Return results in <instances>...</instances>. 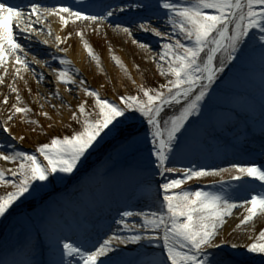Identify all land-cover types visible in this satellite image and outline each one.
Segmentation results:
<instances>
[{"label": "snow or ice", "instance_id": "obj_1", "mask_svg": "<svg viewBox=\"0 0 264 264\" xmlns=\"http://www.w3.org/2000/svg\"><path fill=\"white\" fill-rule=\"evenodd\" d=\"M156 6L166 10L164 27L170 31L148 27L146 23L138 27L166 41L162 51L152 57L167 62V67L163 63L158 64L161 75L171 77L166 83L156 89L141 84L139 94L120 96L119 102L102 98L97 90L85 89L88 95L95 98V104L93 112L86 110V101L79 104L78 112L84 117L80 130L63 137L54 136L50 142L40 144L32 153L13 150L5 154L0 150V158L4 161L18 162L7 177L5 171L0 169V181L14 189L0 196V218L5 217L22 198L27 200L28 196L39 193L47 185L66 178L60 174H73L82 159L87 158L86 154H90L89 150L98 143V139L105 137L120 141L131 155L139 152L142 145L150 143L148 151L150 156L155 157L159 175L180 174L178 178H170L158 184L154 194V203L158 202L155 210L121 213L117 223L133 234H114L91 251L84 250L68 238L58 237L55 245L50 247L62 245L60 259L50 261L49 264H74L70 259L74 256L79 257L82 264H106L101 257L116 250L113 241L140 244L145 240L158 248L159 254L141 253L142 259L136 264H247L245 258L251 254L258 255L264 261V230L253 238V242L244 245L242 251L238 244H229L225 248L226 242H214L219 235L218 230L226 223L225 218L237 207L226 190H186L181 187L185 181L219 175L228 169L168 167L180 137L199 125L213 109L216 110V126L241 116L215 92L227 75L226 69L235 67L236 61L246 58L250 42L251 48L258 51L260 58L264 120V0H157ZM133 7L148 9L150 5L137 2L118 10L124 12ZM116 11L110 9L104 15H90L78 6L60 4L49 8L35 2L25 6L11 5L7 0H0V67H4L6 73V62L10 57H14L17 65L28 67V61L22 59V55L26 57L27 53L23 52L22 45L18 43L17 34L30 35L33 31L42 30L33 28V24L40 23L48 16L56 15L67 25L73 18L105 21ZM115 28L128 36L133 34L132 28L120 23H116ZM254 29L258 32L253 33ZM48 31L51 34V29ZM80 34L83 35V32ZM55 39L63 43L60 36ZM133 43L149 48L143 42L133 40ZM84 46L99 61L87 41ZM114 59L123 66L119 57ZM60 63L64 67L54 70L57 79L65 84L75 83L69 67L72 62L61 59ZM16 73L19 75V67ZM2 82L3 77H0ZM13 91L16 89L13 88ZM166 108L173 109L171 115L165 113ZM30 111L27 107H15L16 113ZM72 115L73 119H80L75 112ZM8 119L11 120L12 116ZM5 130L10 131L6 124ZM261 135L264 136V124L261 126ZM230 167L237 172L231 179L243 182L241 187L251 181L259 182V190H253L251 198L242 201L247 214L237 225L240 227L258 215L264 216V165L232 164ZM136 217L140 218V222L134 220L129 223L128 218ZM30 256L29 250V258L20 264H33ZM0 264H8V261L0 260Z\"/></svg>", "mask_w": 264, "mask_h": 264}, {"label": "rangeland", "instance_id": "obj_2", "mask_svg": "<svg viewBox=\"0 0 264 264\" xmlns=\"http://www.w3.org/2000/svg\"><path fill=\"white\" fill-rule=\"evenodd\" d=\"M137 2L147 3L150 7L148 9L133 7L131 10H125L117 15L118 8L124 7L126 4L134 5ZM113 3L117 5L114 8L117 9L114 14L117 15L115 20L111 18L99 22L75 20L74 18L69 20L71 32L70 35L67 34V50H74L77 40L80 42L87 41L99 53L102 51L110 54L113 59L110 60L109 64L121 75H126V80L120 84L116 77L113 79L112 75L105 70L106 65L104 67L96 64V62L90 63L86 60L87 66L90 65V69L92 68L93 71L83 72V76L77 77L75 83H72V87L63 88L59 82L55 81L54 77L57 74L54 72H50L51 75H49L50 86H42L36 81V76L33 73H19L17 75V64H14L15 59L11 60L6 65L7 72L2 70L3 76L1 77L6 80V83L16 80L21 89L11 92L0 86V136L4 137L0 139V150H3L5 154L13 150L32 153L40 144L50 142L54 136L63 137L80 130L84 117L78 112L79 104L86 101L85 107L89 112L94 111L95 104V98L88 95L85 89L97 90L102 98L106 97L109 100L114 99L119 102L120 96L139 94V85L141 84L156 89L171 78L161 75L158 67L160 63L167 67V62H160L158 58H152L162 51L163 43L166 42L164 39L155 36L150 31L140 30L139 25L132 28V36H128L115 28L116 23L127 27L131 17L143 15L159 16V23L153 24L154 27L161 31H170L164 27L166 10L157 8V0H81L80 2L77 0L67 2L65 0H50L46 6L50 8L66 4L73 7L78 6L79 9L85 10L90 15H104ZM110 28H112V32L109 31ZM81 31L83 35L80 34ZM256 32L258 30L254 29L253 33ZM21 35L25 40H28L27 35L18 34V36ZM71 38L74 39V45L71 43ZM133 40L148 44L149 48H142L139 43H133ZM45 51L54 57L59 51L66 53L62 48H45ZM123 53L126 54V58L122 55ZM114 57L120 58L122 67L116 65L117 62ZM53 63L49 62L51 66ZM129 63L132 64L131 68ZM235 65V67L226 69L227 75L216 88L215 95L234 108L236 112L241 113V116L231 123L232 127H235L237 122L238 126L244 130L242 138L232 136L230 131L226 132L216 126V110L213 109L212 113L199 125L180 137L178 147L174 149L168 167L183 169L196 166L197 168L228 169L219 175H208L185 181L181 187L186 190L203 188L206 191L226 190L228 192L237 207L232 210L230 216L225 218L226 223L218 230L219 235L216 238L217 241L214 242H226L225 248L229 244H238L242 251L244 245L253 242V238L258 237L259 232L264 230V216L261 215L254 218L253 221L237 227L242 217L247 214L242 201L250 199L253 190H259V182L251 181L241 187L243 182L231 179L237 172L230 167L232 164L256 163L264 165V136L261 135V126L264 124L261 107V65L258 51L251 48V42L246 58L242 61H236ZM97 66H101L98 68L103 70L104 77L90 81L89 76L97 78L99 76ZM55 68L58 69L59 67ZM27 71L31 72V69L27 67ZM113 75L115 76V73ZM134 76L137 77L138 81L134 79ZM129 78H132L131 83L128 81ZM56 86L61 98L60 96H52L51 93L49 101L40 100L39 89L54 91ZM37 93L38 95L35 96ZM17 96L20 97L19 100H17ZM67 96H70V99ZM5 98H7V103H5ZM71 99L77 103H71ZM17 106L30 108L31 111L16 113L15 107ZM74 112L79 115V120L73 119L72 114ZM172 112V108L165 109L167 115H171ZM9 116H12L11 120L8 119ZM5 124L10 131L5 130ZM227 126L225 125L223 128ZM244 133L250 136L254 143L248 142L243 137ZM219 141L222 142L219 143ZM223 143H225L224 146H222ZM150 147V143L142 145L139 152L131 155L116 139L108 137L98 139V143L89 150L90 154H86L87 158L82 159L81 164L78 165L73 174H60L66 178L47 185L39 193L28 196L27 200L22 198L21 201H18L10 210V212H17L15 219L10 218V212L5 217L0 218V245L8 248V259L6 260L8 264H20L21 261L29 258V250L33 264H41L40 261L47 252H49L52 261H58L62 245L50 247V245H55L58 237L68 238L78 246H82L84 250L91 251L114 234L125 236L133 234L124 230L123 226L117 223L121 218V213L124 211L155 210L158 202L154 203V194L158 184H162L170 178H178L180 175L179 173H166L164 176H160L156 170L155 157L149 154L148 149ZM222 148H228L229 154H235V162L228 160L229 154L222 151ZM216 155L217 158H220V162L214 157ZM16 163L18 162L4 161L0 158V169L5 171L6 177L10 170L16 168ZM93 165H96L95 169ZM115 168L118 169V172L125 171L123 173L125 176H118L116 183L111 181V172ZM87 172L89 174L86 176ZM98 174L102 187L97 184ZM107 175L110 176L109 179ZM13 190L11 185L0 181V196ZM54 191L58 192L52 196L45 195ZM94 191L97 192L96 197ZM58 194L61 199L55 201ZM29 204L38 205L33 206L35 208L32 209ZM20 214L22 215L20 216ZM234 216L240 217V220L225 232L226 226L231 225L229 221ZM21 218V224L25 226L17 228L16 225ZM134 220L137 223L140 222L138 217L128 218L129 223ZM9 246H13V248H9ZM113 247L116 250L109 252L106 257H101V259L106 262L118 261V264H136L138 260L142 259L141 253L155 252L157 255L159 254V249L149 245L146 240L140 244H123L113 241ZM21 248L19 253L15 252ZM66 259L69 258L66 257ZM70 259L74 261V264H82L79 257L74 256ZM245 259L247 264H264V261L256 254H251ZM0 260H5V258H0Z\"/></svg>", "mask_w": 264, "mask_h": 264}, {"label": "bare ground", "instance_id": "obj_3", "mask_svg": "<svg viewBox=\"0 0 264 264\" xmlns=\"http://www.w3.org/2000/svg\"><path fill=\"white\" fill-rule=\"evenodd\" d=\"M23 1L27 3L29 0H22V2ZM127 5L128 4H126V6ZM126 6H124V7H126ZM25 12H27V8L25 9ZM119 13H120V11H118L117 15ZM117 15H113L110 18L115 20ZM131 18L132 19L130 20V23L127 25V27H130V28H133L135 25H139L141 23H146V25L148 27H154L153 24L159 23V19H160L159 16H143V15H134ZM33 19H35V18H33ZM33 28L42 29V30L33 31V32H31L30 35L26 33L28 36V40H25L23 37H20V36L18 39V43H20L23 47V52L27 53L26 57L22 55V59H26L28 61V68L31 69V72H28L27 68L22 67L20 69V73H24V74L33 73L34 76H36L35 77L36 81H38L40 83V85H42V86L49 85L48 80H49V75H51L50 72L56 73V71H54V70H56L55 67H57V66L59 67L58 69H61L64 67V65H62L60 63L61 59H68L72 62L69 67L72 69L71 74L74 76V79H76L80 75L83 76V72L85 73V72H90L91 70L93 71L92 68L90 69V67H91L90 65L87 66V64H86V60H87L90 63L96 62V64H100L103 66L106 65L105 70L108 72V74L110 73L112 75V78L116 77L119 80L120 84H123L124 80H126V77H127L126 75L125 76L121 75L118 70L114 69V67L109 64L110 60L113 58L107 52L103 53L101 51L99 53V51H97V49L95 50L93 48L94 46H92L90 44L93 48L95 55L99 57V61H97L93 57V55L89 54L87 48L84 46L85 42H80L78 40L76 42V47H74V50L73 49L67 50L68 49L67 48L68 47V45H67L68 44L67 34H69L71 32V29H69V24L65 25L60 20V18L58 16H56V15L48 16L47 19H42L40 23L33 24ZM48 29H51V34H49ZM111 30H112V28L109 29L110 32H112ZM15 31L16 30L14 28V32ZM56 36H60L61 39L63 40V43H60L59 41H57L55 39ZM71 40H72L71 43L74 45L75 44L74 39L71 38ZM44 41H47L48 43L45 44ZM49 46L53 49L62 48L63 51H65L66 53H62L61 51H59L55 57L51 56L45 51V48H48ZM122 55L124 56V58H126V56H125L126 54L123 53ZM13 59H14V57H10L9 60L6 62V65H8L10 63V61ZM37 61H38V63H37ZM49 62H54V63L51 66L49 64ZM14 64H15V62H14ZM116 65H118L119 67H122L121 64L116 63ZM129 65H130L129 67L131 68L132 64L129 63ZM21 66L22 65H17L16 68H18V67L20 68ZM98 67H101V66L96 67L97 68V74L99 75L98 78L95 76L94 77L89 76L90 81H95L96 79H99L100 77H104V74L102 73L103 70H100ZM3 69H4V67H0V77L3 76L2 75ZM77 69L79 71H76ZM133 72H135V71L133 70ZM113 73H115V76L113 75ZM54 78H55V81L59 82V84L62 85L63 88H65V89L69 88V86L72 85V83L71 84H65V83L59 81L57 79V75H55ZM35 79H34V81H35ZM134 79H136L138 81L137 77H135V76H134ZM128 81L131 83L132 78H129ZM0 86L5 87L8 91H11V92L13 91V88H15L16 90L21 89L19 82H17L16 80L9 81L6 83V80L4 78H3V82L0 84ZM44 88H46V87H44ZM36 90H38V89H36ZM39 90H40V96H41L40 100H44L45 102L49 101V95L51 93H52V96H55V97L60 96V98H61V95L57 89V86L54 88V91L51 89H39ZM37 95H38V93L35 94V96H37ZM69 97L67 96L68 99H70ZM70 101H71V103H77V102L73 101L72 99ZM233 121H234V119H232L228 123L220 125L219 127H223L225 125L231 126V124H232L231 122H233ZM210 132H211V130H210ZM236 134H237V132L233 133V135H236ZM2 137L3 136H0V139H2ZM17 137H19V136H17ZM248 140H251V139L248 138ZM239 218L240 217H238V216H234L233 219L229 221V223L231 225L226 226L225 232H227V230L229 228H231V226L235 222L240 220Z\"/></svg>", "mask_w": 264, "mask_h": 264}]
</instances>
